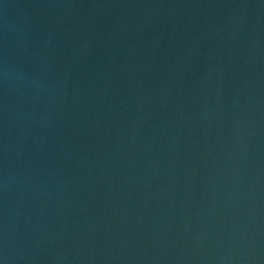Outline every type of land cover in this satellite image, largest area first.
<instances>
[{"label": "water", "instance_id": "1", "mask_svg": "<svg viewBox=\"0 0 264 264\" xmlns=\"http://www.w3.org/2000/svg\"><path fill=\"white\" fill-rule=\"evenodd\" d=\"M0 264H264V0H0Z\"/></svg>", "mask_w": 264, "mask_h": 264}]
</instances>
